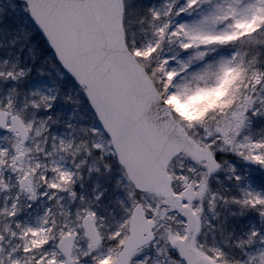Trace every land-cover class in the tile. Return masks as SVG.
Returning <instances> with one entry per match:
<instances>
[{
	"label": "snow or ice",
	"instance_id": "6c2138e0",
	"mask_svg": "<svg viewBox=\"0 0 264 264\" xmlns=\"http://www.w3.org/2000/svg\"><path fill=\"white\" fill-rule=\"evenodd\" d=\"M0 264H264V0H0Z\"/></svg>",
	"mask_w": 264,
	"mask_h": 264
}]
</instances>
